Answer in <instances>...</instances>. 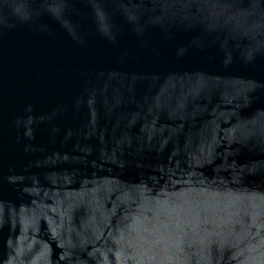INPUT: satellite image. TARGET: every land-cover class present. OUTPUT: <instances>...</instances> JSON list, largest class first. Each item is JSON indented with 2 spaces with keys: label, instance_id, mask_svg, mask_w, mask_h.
<instances>
[{
  "label": "water",
  "instance_id": "95a60500",
  "mask_svg": "<svg viewBox=\"0 0 264 264\" xmlns=\"http://www.w3.org/2000/svg\"><path fill=\"white\" fill-rule=\"evenodd\" d=\"M0 264H264V0H0Z\"/></svg>",
  "mask_w": 264,
  "mask_h": 264
}]
</instances>
